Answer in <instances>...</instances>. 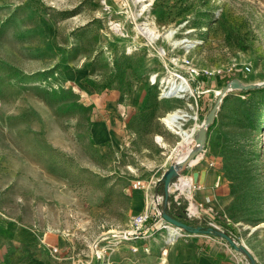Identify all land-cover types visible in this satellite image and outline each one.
<instances>
[{"label":"rangeland","instance_id":"rangeland-1","mask_svg":"<svg viewBox=\"0 0 264 264\" xmlns=\"http://www.w3.org/2000/svg\"><path fill=\"white\" fill-rule=\"evenodd\" d=\"M182 78L192 89L178 97ZM233 78L264 82V0H0V264H113L115 249L169 240L175 225L156 222L151 188ZM133 96L126 144L98 142L95 125ZM176 110L188 140L164 120ZM263 128L264 86L229 91L185 174L192 194L176 190L180 219L228 233L257 264ZM145 209L141 233L123 238Z\"/></svg>","mask_w":264,"mask_h":264},{"label":"crops","instance_id":"crops-1","mask_svg":"<svg viewBox=\"0 0 264 264\" xmlns=\"http://www.w3.org/2000/svg\"><path fill=\"white\" fill-rule=\"evenodd\" d=\"M137 98L133 96L126 101V107L124 106L125 115L122 117L114 112L107 120H101L95 125L94 137L98 142H105L117 147H121L122 143L126 144V129L123 128L130 120L132 110L140 105V103H137ZM179 152V154H177V151L172 153L168 168L175 155L182 154L180 149ZM200 155L202 156V154ZM198 157L189 164L188 172L189 168H192L196 160L199 159ZM195 171L197 170L193 169L192 174ZM185 179L188 180L189 185H194L193 180L184 175L181 177L180 182L171 183L168 191L162 179L152 186L153 196L158 199V204L166 211H177L183 206L180 195L176 193L177 186H180L181 190L187 189L189 194H192L193 186L183 189L182 185ZM146 192L142 187H137L132 191L131 200L135 212L143 210ZM191 208H196L193 202ZM151 240L150 237V245L148 243L140 245L139 252L123 251L121 253V251L117 252V249H115L110 259L113 260V264H250L249 259L243 253L237 251L226 239L213 235V233L183 230L182 235L180 234L173 241L166 239L162 243L159 240L157 242ZM134 242L136 243L137 240L127 242L122 246L129 248L135 245ZM138 253L142 256H137Z\"/></svg>","mask_w":264,"mask_h":264},{"label":"water","instance_id":"water-1","mask_svg":"<svg viewBox=\"0 0 264 264\" xmlns=\"http://www.w3.org/2000/svg\"><path fill=\"white\" fill-rule=\"evenodd\" d=\"M264 86V82L260 83H244L239 78H233L227 83L219 92V97L215 105L210 109L206 118L200 125L195 137L193 145L189 152H186L184 155L175 156L169 169L163 175L162 180L165 182L167 191L171 183L180 182L182 176L187 172L189 164L197 158L203 147L207 142V132L208 127L213 124L217 115L218 103L221 101L222 97L226 95L231 90H249L255 89L258 87ZM194 180L201 183H205L207 180V173L205 170H202L200 173L195 171L193 173ZM162 216L171 224L180 227L181 230L189 232H206V233H215L220 237L226 239L231 246H233L237 251L243 253L248 259L250 264H257V261L249 248L243 242H237L231 235L224 231L216 230L213 227L202 228L201 226H193L192 224L187 223L186 221L171 215L165 209L162 211Z\"/></svg>","mask_w":264,"mask_h":264},{"label":"bare ground","instance_id":"bare-ground-1","mask_svg":"<svg viewBox=\"0 0 264 264\" xmlns=\"http://www.w3.org/2000/svg\"><path fill=\"white\" fill-rule=\"evenodd\" d=\"M156 35V34H155ZM156 37V36H155ZM186 79V78H185ZM171 88H174L172 91H170V93H172L173 95H176L178 97H183L185 94V91H190L192 89V87L190 86V84H188V82L186 80H180L179 83L177 84H173L171 86ZM178 90V92H177ZM184 113H181L180 110H176L174 112L169 113L164 120H166V122L173 128L176 129L177 132L182 133L183 135V139L184 140H188L190 139L191 134H189L186 130H184V128L181 126V122L178 120V118H181L182 116H184ZM263 132H264V128H263ZM192 137V136H191ZM193 141V138L191 139V142ZM190 142V144H191ZM263 142H264V133H263ZM191 145L185 148H181V155H184L186 152H188L191 148ZM200 158L201 155H198ZM194 187V185H193ZM180 228V227H179ZM179 229L177 228V226H172L171 228V232H170V236L168 238H170L169 240H172L173 238H175V236L177 234H179Z\"/></svg>","mask_w":264,"mask_h":264},{"label":"built area","instance_id":"built-area-1","mask_svg":"<svg viewBox=\"0 0 264 264\" xmlns=\"http://www.w3.org/2000/svg\"><path fill=\"white\" fill-rule=\"evenodd\" d=\"M193 142H194V138H193V141L191 142L190 145H193ZM188 152H189V151H188ZM140 184H141V181H138V182L136 183V185H140ZM178 195H180V194H178ZM154 200H155V199H154ZM154 205H157V207H155L154 213H152V214H153V216L155 217L156 222H157L158 224H160L161 226H165V227L168 226L169 224H171V223H169V222H168V221L162 216V209L159 207L158 203L154 201ZM150 216H151V215H150L148 209H147V210L145 209L143 215L140 217V219H139V221H138V224H137V226H136V229L133 230V231H128V232L124 233V234L122 235V237H123V238H130V237H132L134 234H136V233H138V232L141 233V230L143 229V223H144L146 220H148V218H149ZM181 235H182V233H181Z\"/></svg>","mask_w":264,"mask_h":264},{"label":"trees","instance_id":"trees-1","mask_svg":"<svg viewBox=\"0 0 264 264\" xmlns=\"http://www.w3.org/2000/svg\"><path fill=\"white\" fill-rule=\"evenodd\" d=\"M252 91H254V89H249V90H240V92L241 93H249V92H252ZM215 123V121L213 122V124ZM169 213L171 214V215H173V216H175V217H186V214H184V213H182L181 212V209L180 210H177V211H175V210H171V211H169ZM203 228H206V227H203Z\"/></svg>","mask_w":264,"mask_h":264}]
</instances>
